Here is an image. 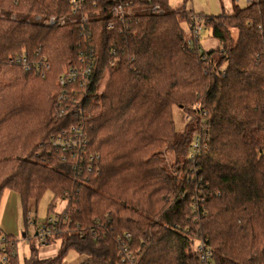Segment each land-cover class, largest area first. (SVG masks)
<instances>
[{
    "label": "trees",
    "instance_id": "1",
    "mask_svg": "<svg viewBox=\"0 0 264 264\" xmlns=\"http://www.w3.org/2000/svg\"><path fill=\"white\" fill-rule=\"evenodd\" d=\"M135 2L165 11L137 13L119 33L107 27L111 0H87L83 11L102 13L85 29L33 21L76 16L70 0H0V202L5 189L17 192L25 218L47 191L67 202L68 219L48 240L62 239L57 254L41 258L34 236L24 264H63L70 250L87 257L80 264H200L198 237L217 264H264V0L196 14L220 46L206 62L199 40L187 44L183 22L193 23L192 11L168 9V0ZM113 44L118 68L109 67ZM92 47L91 90L108 81L84 99L96 164L79 174L52 144L76 121L55 118L57 76ZM24 54L30 63L46 56L47 76L25 69ZM174 106L190 116L182 131ZM196 137L200 151L191 159ZM12 264H22L19 256Z\"/></svg>",
    "mask_w": 264,
    "mask_h": 264
},
{
    "label": "built area",
    "instance_id": "2",
    "mask_svg": "<svg viewBox=\"0 0 264 264\" xmlns=\"http://www.w3.org/2000/svg\"><path fill=\"white\" fill-rule=\"evenodd\" d=\"M109 8L105 10L109 19L107 27L110 30L120 29L119 33H124L130 29V20L137 13L147 12L152 15H160L165 9L161 4L149 3L144 6L136 4L135 0H111ZM261 0H246V5H250ZM87 0H70L72 11L76 16L68 15H34L33 21L51 28H57L65 25L67 22H78L80 28L85 29L86 25L90 24L92 16H100L102 11L94 9L92 14L83 11V7ZM237 4H241V0H237ZM3 8H0V16H4ZM12 13L11 17H15ZM203 28L202 20L193 16V23L188 26L192 36L188 39V46H193L195 39L199 40L200 30ZM89 33V30H88ZM199 52L201 58L206 62L208 60L207 52L200 45ZM111 58L109 67L118 68L121 65V57L117 52V47L113 44L110 48ZM20 60V59H18ZM25 69L31 70L36 76L46 77L51 70V63L46 56L40 57L34 63L27 60L26 54L22 60ZM97 62L95 48L82 49L79 54L77 63L66 67L57 76L58 91L56 92L55 102V118L66 119L68 115L76 117V121L63 126L61 130L53 136L52 144L58 151H63V157L69 158L75 170L81 174L83 169L91 170L95 167L96 160L93 154L87 151L89 141L88 135L84 130L82 123L83 118V103L86 96L97 92L100 87L101 80L96 84V89L91 90L93 81V73ZM200 139L193 144L191 158H195L200 151ZM201 142V141H200ZM61 213L48 215L46 218L39 220L36 217L32 218L29 212L28 225L32 227L31 234L37 236L42 242V245H49V239L55 233L61 231V224L68 219V214L63 217ZM130 237V233L127 234ZM195 241L196 244H195ZM51 244V243H50ZM193 251L198 253L200 264H217L208 240L198 237L193 242ZM19 256L18 241L11 234H7L0 229V264H12L13 258Z\"/></svg>",
    "mask_w": 264,
    "mask_h": 264
},
{
    "label": "rangeland",
    "instance_id": "3",
    "mask_svg": "<svg viewBox=\"0 0 264 264\" xmlns=\"http://www.w3.org/2000/svg\"><path fill=\"white\" fill-rule=\"evenodd\" d=\"M237 0H168V9L171 10H190L193 14L197 15H220L222 13H231L234 11L235 6H237ZM246 0H241L239 7H245ZM200 18V16H197ZM203 22V21H202ZM185 28V34L189 35L188 25L183 22ZM217 39L212 35V31L204 27L200 30L199 42L206 52L212 49L220 48L219 43L215 44ZM215 44V45H214ZM214 45V46H213ZM208 56V53H207ZM108 81V75H105L100 83L99 91L102 92L104 85ZM173 116L175 121V126L177 130L182 131L185 125L190 120V116L185 110L174 106ZM196 137L192 143L197 141ZM200 139V137H199ZM201 141V140H200ZM199 141V143H200ZM167 162L172 163V153H167ZM192 155H190L191 157ZM193 159V158H191ZM54 208L50 209L51 205ZM66 200L56 199L51 191L45 192V194L40 198L38 202L34 200L29 203V212L32 218L36 217L39 220L46 218L48 215H54L56 213H61L66 207ZM29 215V214H28ZM0 229L7 233L18 241L19 247V258L24 264L25 258H29L31 255V242L30 239H34V234H31L32 227L28 225V219L24 216V210L21 203L20 195L11 189H5L0 202ZM62 239L57 238L51 247L55 249V253L61 245ZM197 241H195L196 244ZM44 245L39 248V252L45 251ZM41 254V253H40ZM80 254L74 250L68 251L64 258L63 264L77 263ZM41 257V256H40ZM44 258V257H41Z\"/></svg>",
    "mask_w": 264,
    "mask_h": 264
},
{
    "label": "crops",
    "instance_id": "4",
    "mask_svg": "<svg viewBox=\"0 0 264 264\" xmlns=\"http://www.w3.org/2000/svg\"><path fill=\"white\" fill-rule=\"evenodd\" d=\"M217 43H219L218 40L216 41L215 44H217ZM215 44H214V45H215ZM214 45H213V46H214ZM50 245H51V244H49V245H44V246H46V247H45V251H44V252H39V255H40L41 257L46 258V257L54 256V255L57 254V253H55V252H56L55 249H53ZM40 253H41V254H40ZM86 259H87V257H86L85 255H80L79 258H78L77 263H72V264H80L81 262L85 261Z\"/></svg>",
    "mask_w": 264,
    "mask_h": 264
}]
</instances>
